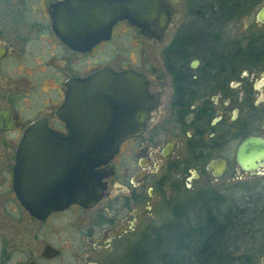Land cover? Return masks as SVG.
Listing matches in <instances>:
<instances>
[{"label": "flooded vegetation", "instance_id": "1", "mask_svg": "<svg viewBox=\"0 0 264 264\" xmlns=\"http://www.w3.org/2000/svg\"><path fill=\"white\" fill-rule=\"evenodd\" d=\"M95 2L0 0V264H95V255L141 227L173 178L178 188L201 172L212 176L211 160H227L225 176L233 155L234 174L264 189V166L244 173L235 160L244 138H264V17L257 18L264 0H248L241 17L198 10L188 0H160L161 21L145 28L119 21L109 29L86 18L96 13ZM126 71L145 85L147 108L138 134L93 169L105 176L101 198L90 208L71 204L34 216L16 175L25 134L36 126L67 135L60 109L68 94L82 95L83 102L96 75ZM22 171L26 188L47 196L68 180L48 175L38 162Z\"/></svg>", "mask_w": 264, "mask_h": 264}, {"label": "water", "instance_id": "2", "mask_svg": "<svg viewBox=\"0 0 264 264\" xmlns=\"http://www.w3.org/2000/svg\"><path fill=\"white\" fill-rule=\"evenodd\" d=\"M162 7L160 0H96V13L86 18L108 29L119 21L145 28L166 17ZM263 17L264 7L257 14L258 19ZM53 19L57 23L56 18ZM89 88L90 93L86 87L83 89L86 98L83 102H79L82 95L71 92L60 109L67 124V135L32 126L19 144L16 165L19 169L16 175L21 179L19 189L26 207L36 217L63 210L71 204L92 207L102 196L105 177L93 169L107 164L123 140L143 128L139 119L142 111L146 112L147 92L133 72L126 71L111 78L98 74L90 80ZM32 136H50L54 141L30 142ZM74 160L79 165L72 167L68 162ZM235 160L244 173L259 172L264 166V138H244L237 148ZM29 161L38 162V167L46 169L48 175L66 174L68 180L65 178L63 184L48 196L45 190H28L22 170ZM226 169L225 159L211 160L207 166V171L215 179L222 178ZM87 174L90 184L84 180ZM43 200L47 201L46 205L41 204Z\"/></svg>", "mask_w": 264, "mask_h": 264}, {"label": "trees", "instance_id": "3", "mask_svg": "<svg viewBox=\"0 0 264 264\" xmlns=\"http://www.w3.org/2000/svg\"><path fill=\"white\" fill-rule=\"evenodd\" d=\"M241 1L209 0L197 6L195 0H188L192 8L224 9L230 16L247 11L248 0ZM259 184L258 191L242 204L226 203L217 193L202 192L199 194L216 197L214 202L207 200L210 206L206 205L204 212L189 208L186 215L187 203L177 205L176 219L145 230L119 264H260L258 255L264 249V189L262 182Z\"/></svg>", "mask_w": 264, "mask_h": 264}, {"label": "rangeland", "instance_id": "4", "mask_svg": "<svg viewBox=\"0 0 264 264\" xmlns=\"http://www.w3.org/2000/svg\"><path fill=\"white\" fill-rule=\"evenodd\" d=\"M195 1L197 6L206 5L209 2V0ZM244 24L249 25L250 21H244ZM241 25L237 27L239 32L242 31ZM131 51H134V48ZM228 158L231 168L220 179H214L209 174L201 172L197 179L193 178L191 182L183 183L177 188L175 186L176 179L173 178L167 185L166 191H160L158 196L154 197L152 201L153 208L151 211L145 213L141 227L136 232L128 234L114 242L110 248L103 249L101 254L95 255L93 259L95 264H119L122 262L130 254L135 244L134 242L139 240L138 238L145 230L161 226L174 218L176 219L174 207H177V205L187 203L184 206L186 215H188L189 208H196L199 212H204L206 205L210 206L206 204L207 200L214 202L216 197L209 198L206 194L199 193H217L225 199L226 203L238 202V204L245 202L248 196H253L258 191L261 185L259 184L260 182L252 177H244L241 180L238 175L234 174V156L229 155ZM239 175L244 176L242 174ZM258 256V259L261 261L260 264H264V249L261 255Z\"/></svg>", "mask_w": 264, "mask_h": 264}]
</instances>
